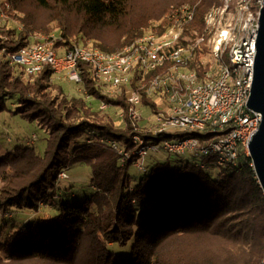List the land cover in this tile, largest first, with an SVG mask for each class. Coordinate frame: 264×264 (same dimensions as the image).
Wrapping results in <instances>:
<instances>
[{"label":"trees","instance_id":"obj_1","mask_svg":"<svg viewBox=\"0 0 264 264\" xmlns=\"http://www.w3.org/2000/svg\"><path fill=\"white\" fill-rule=\"evenodd\" d=\"M7 2L10 9H3L8 19L23 28L0 26V116L11 113L8 103L16 101L11 115L44 127L46 137L41 151L20 144L0 159V264H262L264 192L250 156L216 179L200 161L185 156L168 155L166 161L150 156L144 170L134 166L135 157L122 166L119 155L101 141L112 139L135 149L127 93L105 95L82 64L79 86L92 99L88 102L82 94L67 93L55 82L64 77L49 67L27 77L22 67L10 62L37 35L54 34L60 53L80 44L117 52L155 23H160L155 30L163 32L169 25L165 16L184 4L197 7L183 35V43L195 45L205 33L207 13L222 1ZM5 36L10 37L7 43ZM208 40L196 46L190 63L201 75L206 69L201 62L210 52ZM158 72L147 76L146 85ZM159 100L144 95V107L160 113ZM94 102L121 109L123 125ZM148 130L142 126L140 134L156 143L201 137L188 131ZM75 166L91 171V194L81 203L62 200L74 187L63 191L59 183L60 173Z\"/></svg>","mask_w":264,"mask_h":264},{"label":"built area","instance_id":"obj_2","mask_svg":"<svg viewBox=\"0 0 264 264\" xmlns=\"http://www.w3.org/2000/svg\"><path fill=\"white\" fill-rule=\"evenodd\" d=\"M221 1V6L207 13L205 33L195 45L183 43V35L185 27L194 20L197 7L184 4L165 16L169 25L163 32L155 30L160 25L155 23L143 36L117 52L106 53L80 44L60 53L54 47V34L38 35L33 44L12 55L10 62L22 67L27 77L49 67L77 85L83 84L84 64L105 95L119 97L127 93L129 116L136 132L135 149L128 150L112 139L101 141L119 155L122 166L135 157L134 166L144 170L148 157L166 161L170 155L188 156L192 161H200L199 165L206 170L211 166L233 168L242 157L250 155L249 144L262 123L261 114L248 107V100L263 0ZM1 7L10 9L7 0H0ZM208 36L210 60H202L206 69L201 75L197 69H191L190 63L196 46ZM156 71L159 72L146 85L147 76ZM144 95L163 102L160 113H153L154 122L148 131H188L201 137L190 135L157 143L145 140L140 134ZM101 104V109L109 108L106 103ZM206 159L211 161L205 162Z\"/></svg>","mask_w":264,"mask_h":264},{"label":"rangeland","instance_id":"obj_3","mask_svg":"<svg viewBox=\"0 0 264 264\" xmlns=\"http://www.w3.org/2000/svg\"><path fill=\"white\" fill-rule=\"evenodd\" d=\"M1 14H3V16H1ZM16 15L19 17L24 16V14L18 13H16ZM6 23H8V26L14 27L17 31L22 30L23 28L22 24L9 20L6 11L3 9V7H1L0 26H3ZM8 41H10V37L5 36L3 42L7 43ZM0 56H2V51H0ZM207 59L210 60V57H207ZM225 62L229 63V58L227 56H225ZM55 82L61 84L64 90L69 94H82V96H84L88 102L92 100L91 98L87 97L85 90H82L81 86L76 85L65 78L63 80L55 79ZM154 99L159 100L158 97H154ZM8 104L11 113L17 110L16 101H10ZM93 105L95 108L99 109L102 104L94 102ZM160 105L162 108V101H160ZM107 111L111 113L118 126L123 125V112L121 109L109 107ZM141 111L143 115V119L140 122L141 127L147 126V128H151V125L154 122L153 113L145 107L141 108ZM11 113L5 112L0 116V159L5 157L8 153L13 152L16 146L20 144L36 146L40 149L39 151L43 150L45 145L46 129L39 125L31 124L27 121L21 120L16 116H12ZM32 136H36V138L34 139L33 137V139H26V137ZM184 159L189 160L190 158L186 156ZM209 172L211 176L216 179L227 174L229 169L211 166ZM139 174L141 175V173ZM59 179L61 180L59 183L63 191L65 189H70L71 186L74 187L73 190L69 191L68 193L64 192L62 200L70 201L72 203H81L91 194V171L88 167L75 166L68 171L64 170L60 173ZM42 207V210L44 211L46 207Z\"/></svg>","mask_w":264,"mask_h":264},{"label":"water","instance_id":"obj_4","mask_svg":"<svg viewBox=\"0 0 264 264\" xmlns=\"http://www.w3.org/2000/svg\"><path fill=\"white\" fill-rule=\"evenodd\" d=\"M259 24L254 80L248 100V107L261 114L262 123L259 131L254 135L249 144V156L252 160L258 182L264 192V0L263 6L260 9Z\"/></svg>","mask_w":264,"mask_h":264}]
</instances>
